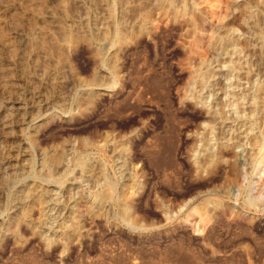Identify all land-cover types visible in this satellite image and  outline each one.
<instances>
[{
  "label": "rangeland",
  "instance_id": "374dc122",
  "mask_svg": "<svg viewBox=\"0 0 264 264\" xmlns=\"http://www.w3.org/2000/svg\"><path fill=\"white\" fill-rule=\"evenodd\" d=\"M263 136L264 0H0V264H264Z\"/></svg>",
  "mask_w": 264,
  "mask_h": 264
},
{
  "label": "bare ground",
  "instance_id": "6f19581e",
  "mask_svg": "<svg viewBox=\"0 0 264 264\" xmlns=\"http://www.w3.org/2000/svg\"><path fill=\"white\" fill-rule=\"evenodd\" d=\"M210 8H211V6H209ZM214 7V6H213ZM214 9H215V7H214ZM205 12V11H204ZM215 11L212 9V10H210L209 11V13H208V15L211 17V19H213L212 17L215 15ZM220 14V13H219ZM196 18H198V17H196ZM209 19V18H208ZM205 23V22H204ZM210 23V22H209ZM212 23V22H211ZM206 24V23H205ZM194 44V43H193ZM261 143H262V145L264 146V136H263V140L261 141ZM256 144V143H255ZM262 146V148H263V154H262V157H261V160H260V163L261 164H264V147ZM239 156V155H238ZM241 163V162H240ZM238 166V165H237Z\"/></svg>",
  "mask_w": 264,
  "mask_h": 264
}]
</instances>
